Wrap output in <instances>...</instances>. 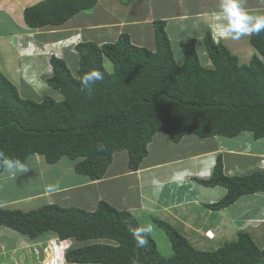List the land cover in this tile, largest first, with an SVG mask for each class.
<instances>
[{"label": "trees", "instance_id": "trees-1", "mask_svg": "<svg viewBox=\"0 0 264 264\" xmlns=\"http://www.w3.org/2000/svg\"><path fill=\"white\" fill-rule=\"evenodd\" d=\"M95 4L96 0H42L23 10V22L30 30L61 26ZM165 25L163 20L152 21L153 50L132 44L124 32L114 42H78L74 74L62 58L50 55L51 75L45 83L61 100L22 98L0 70V152L23 164L33 155L42 156L48 165L65 158L73 161L75 173L94 182L103 178L116 152H125L128 169L137 171L158 133L173 143L186 135L201 140L234 138L244 132L253 140L263 139L264 64L259 57L253 54L240 63L206 31L203 44L211 67L200 63L194 37L179 41L183 60L177 64ZM248 43L264 58V32L248 38ZM93 70L103 79L85 87L83 77ZM196 181L225 189L220 200L205 205L214 211L241 196L264 194V170L227 175L220 155L210 177ZM151 221L164 233L169 256L160 254L150 234L145 237L148 243L138 247L133 232L144 225L104 200L92 211L56 204L25 212L0 207V227L30 241L53 232L59 241L85 243L65 252L67 264H264V248L246 231H237L234 239L213 250H199L170 223Z\"/></svg>", "mask_w": 264, "mask_h": 264}, {"label": "crops", "instance_id": "crops-1", "mask_svg": "<svg viewBox=\"0 0 264 264\" xmlns=\"http://www.w3.org/2000/svg\"><path fill=\"white\" fill-rule=\"evenodd\" d=\"M40 1L42 0H0V11H5L7 14H9L11 22H14L13 25H21V27H19L20 32L14 30H9V33L7 32L11 38H13L12 36L16 35L14 39L16 42L17 51L15 50L14 53H19L18 56L16 55V60L17 58L20 59L19 56L25 55L26 60L29 62L34 60L32 65L38 61L35 57L36 54H33L37 49L36 43H38L35 41L33 34H35L34 32L38 30H45L49 32L50 36L45 38L41 37L42 39L40 38L41 40L39 43H41L44 47L49 44L59 45V43H62V46L60 45L61 49L57 50L62 54L64 59L66 58V53L73 54L75 56V53H73L74 45L78 42L91 41L97 43L98 45L106 42H114L119 33L123 32L130 36L132 44L153 50V20L165 21V30L170 40L174 59L177 64L182 63L183 60V54L179 48V41L195 37L196 41L198 40L196 43L197 47L199 45L198 42L201 40L203 41V36L206 31H209L212 39L215 42H221L226 47L228 45H233L236 47L237 45L239 46L238 43H240L243 44V49L248 48V50H251V47L249 49V47L243 43V40L245 41V39L248 42V38L238 41L223 38L218 39L215 25L219 22V18L215 15V13L219 9V0H214L215 6L210 0H133L131 4L127 3L128 5L122 4L119 1L116 2V0H111L105 5L107 11L105 12V18L102 17L101 21L97 20L96 17L94 20H91L93 16L85 15L84 12L88 11L86 10L78 13L76 16L61 26H45L43 28L30 30L23 22V10ZM243 6L251 14H264V0H243ZM97 7L98 3L96 1V4L92 9L97 10ZM183 22L188 25H184ZM16 27L18 28V26ZM200 27L201 30H199ZM189 29L193 31L199 30L200 32H198L197 37L194 35L191 36L188 33ZM88 31L91 32V34L87 38L86 32ZM1 37H4V35H0V38ZM20 37L23 38L24 41V44L20 46L22 48V52L19 51V45L17 44L19 43ZM12 43L14 45V42ZM242 46H240V48ZM176 52L177 54L175 56ZM255 54L260 56L257 52ZM206 60L207 61L203 64V66L211 67L210 61L208 59ZM15 70L16 67L14 62L13 72L16 75ZM165 136L169 142L170 140L167 135H165V133H158L154 136L152 142L149 143L147 148L149 153V148L152 143L156 146H161V157L147 162V154L146 158H144L137 171H130L128 169L127 154L125 153V167L122 171L115 168L116 162L112 159V162L102 179L91 182L86 177L82 176L81 179L78 178V181L80 180L79 182L71 186V182H74L73 180L76 179V177H69L64 182L65 184L60 185V188L58 187V184H56L54 185L55 188L52 187L48 193H52L54 190H67L70 193L73 191L76 194V191L80 190L82 193L80 199L82 200L77 202L71 200V204L69 205H74L72 204L73 202L78 203L74 206L92 211L99 200L106 201L104 198L103 189L99 187L98 190H94V187H98L100 185L104 186L110 182H114L116 184L122 183V185L119 187V190H117L118 197L114 200L117 202V205L113 203L116 205V207L114 206L116 209L119 207L120 210H125L136 218L137 216H140L139 219L137 218L139 222L144 216L148 217L149 219L157 218L170 223L185 237H187L186 235L190 233H195L197 238H201L207 243L213 242L210 241L207 236H205V234H207L205 229L208 227L210 229H214L219 225L222 227L224 221L228 222L227 225L231 224L235 225L236 227L238 224L236 222H240L241 219L249 216L247 215V210L249 211L250 207L253 205L252 203H249L244 206V208L237 209L234 207L235 205L232 204L223 210H210L206 208L205 205L215 203L220 200L225 194V189L219 186L204 187L198 184L196 180L207 179L210 177L217 155L222 157L223 171L225 174L230 176L245 174L240 166L241 164L237 162L236 157L228 161L231 164H227L228 155L232 157L233 155H238L240 152L239 150H243L244 148H246L245 157L243 159L244 170L249 169L250 172L254 170H264V160H261V158H264V138L260 140H253L252 136L248 134L247 137L242 139V146L240 147L237 146L235 141H232L234 143L229 142L228 139L230 138L223 137H212L200 140L192 135H186L178 143H173L170 141V144H173V146H181L182 148H186L182 152L179 147H177L175 151H172L171 147L168 148L169 145L168 142H165ZM209 140L212 142V146L205 144ZM186 143H190L194 145V147L192 149H187V147H185ZM231 147L234 148L235 151H229V148ZM119 153L120 152H116V154ZM32 157L33 156L30 158ZM40 157L43 159L42 156ZM36 160L39 163V157H37ZM239 161L242 162V160ZM58 162L52 165H44L39 163V165H31L32 167L26 164L25 167L28 166V169H33L30 172L29 177L32 178V180L33 178H36L41 184L42 181H44V178L42 177V179L39 177L38 169L40 170L42 176H47L48 174L49 177L52 176L53 180H57L58 178L63 179L64 176H62V172L59 174L58 171L54 170V175H51V172H49L50 170H48L52 167H56L57 165L59 166L60 163ZM69 163L70 164H61L64 166L63 171L65 173L68 172V175L70 176L71 172L74 171V163L73 161H69ZM36 166L37 168H34ZM13 174L14 178L12 179H15L16 175L18 174ZM21 175L23 178H25V174ZM8 177L9 176L2 178L0 176V188L2 190H7L5 183L12 176L7 179ZM39 193L41 192H37L34 195L38 196ZM59 193L60 192L57 194ZM247 196H252L251 198H253L254 201H258L257 204L259 207V214H256L255 216L260 217V214H264V200L259 202V198L262 197L261 194L257 193ZM23 198L24 197L18 199L13 198L6 200V202L0 201V207L7 205L10 208V206L13 204V201L15 202L13 205L26 202L27 198ZM30 200L32 201L33 198ZM54 200V203L48 204H56L62 207H68L63 206V203H60L62 200L65 201V198H61L60 195L58 196V199ZM262 207L263 209H260ZM233 208L234 212L231 210ZM159 212H163V218H159L157 215H154ZM215 213H218L219 215H216ZM197 218L201 219V221L199 223L193 222V220ZM255 219L256 217L251 221L253 224ZM263 221L261 222L263 223ZM180 225L182 227H186L183 228V232L177 227H181ZM197 225L200 226L198 227ZM251 225L252 223H250L248 228L243 230H252V233H254L253 231L257 229ZM238 231H242V229ZM253 236L251 235L252 238ZM50 238H52V236L47 237L48 240ZM37 240L38 238L36 240L30 241L27 237L21 234L19 235V233H15L9 228L0 227V256H6L7 262L14 264L13 261L16 259V252H22V250L26 248L29 249V247H32L36 244L35 241ZM253 241L260 249L264 248L263 243H259L254 238ZM15 264H18L16 260Z\"/></svg>", "mask_w": 264, "mask_h": 264}, {"label": "rangeland", "instance_id": "rangeland-1", "mask_svg": "<svg viewBox=\"0 0 264 264\" xmlns=\"http://www.w3.org/2000/svg\"><path fill=\"white\" fill-rule=\"evenodd\" d=\"M98 3V7L97 10H88L87 12H84L85 15H91L93 16L91 18V20H94V18L96 17L97 20H102V17L105 18V12L107 11V8H105L106 3L110 2L111 0H96ZM119 1L122 4H126L128 5L129 3L131 4V2H129L128 4L125 3L124 0H116V2ZM212 2V4L215 6L214 4V0H210ZM125 5V6H126ZM218 6V4H217ZM190 21V20H189ZM184 25L186 24L185 22H183ZM14 22H11L9 14H7L5 11H0V35L4 37L0 38V70L1 72L4 74V76L10 80L12 83H14V85L17 87V90L19 92V95L22 98H30L33 99L35 101H40L42 99L43 96H49L55 100H61V95L57 92L54 91L53 89H51L46 83H45V78L51 75V67L49 65L48 62V58L50 57V55H55L57 57H60L63 59L62 54L57 50V49H61L60 45L62 43H59V45H55V44H49L47 46H43L41 43H39V41L42 39L41 37L45 38L49 35V32L45 31V30H38L36 32H34L35 34V41L38 42L37 44V49L34 51L33 54H36L35 57L37 58V62H35L34 65H32L33 61H28L26 60L25 55L24 56H19L20 59L17 58L16 60V55L18 56L19 53L17 52L16 54L14 53V51H17V46H16V42L14 37L11 38L7 32L9 33V30H14V31H19V27H21V25H13ZM188 25V24H186ZM18 26V28L16 27ZM201 30V27L200 29ZM197 30H188V33L191 36H198V32L200 31ZM192 32V33H191ZM91 32H86V36L87 38L90 36ZM41 38V39H40ZM195 38V37H194ZM196 40V38H195ZM198 41V40H197ZM196 41V43H197ZM11 42V43H10ZM14 42V45L13 43ZM199 45L196 47V51L200 60V63L203 65L208 59L207 55H206V51H205V47L203 44V41H199L198 42ZM243 43L245 45H247L251 50L247 49H243V44H239V46L237 45L235 46H231L228 45L227 48L228 50L236 55L238 57V60L240 63H247L251 57V55L255 54L256 51L254 50V48H252L251 45H249V43L247 42V40L245 39V41L243 40ZM19 46V51L22 52V48L20 46H22L24 44L23 38L20 37L19 43H17ZM62 46V45H61ZM240 46H242L240 48ZM176 48V47H174ZM252 51V52H251ZM73 53H75V56L73 54H68L66 53V58H64L63 60L65 61L67 67L69 68V70L71 71V73H75L76 69H77V54L75 52V50L73 51ZM177 52L175 53L176 56ZM32 55V54H31ZM257 55V54H255ZM258 56V55H257ZM259 59L263 62L264 64V58L258 56ZM15 58V59H14ZM14 62H15V67H16V75L13 72L14 69ZM105 67L108 71H111V65L110 63L106 60L105 61ZM249 133L244 132L243 134L238 135L237 137L234 138H230L228 139L229 142L234 143L232 141H235L237 146L240 147L242 146L241 142L242 139L244 137H247ZM164 137V136H163ZM153 140V139H152ZM165 142H168L166 136H165ZM171 142H168L169 147L168 148H172V151H175L177 147H179V149L183 152L186 148H182L181 146H173V144H170ZM208 146H212V142L209 140L205 143ZM263 145V144H262ZM185 147L192 149L194 147V145L190 144V143H186ZM148 148V147H147ZM161 146H156L152 143V145L149 148V153H148V160H146L147 162L153 161L157 158L161 157L160 154V150H161ZM229 151H235L234 148H229ZM245 149L243 150H239V154L238 155H233L232 156H227V164H231L230 162H228L229 160H232L236 157L237 162H239L241 165L242 170L245 172V174L249 173L250 170L249 169H245L244 170V163H243V159L245 157ZM248 151V150H247ZM118 153V152H117ZM125 152H120L119 154L114 153L113 155V160L116 162V166L115 168L120 169V171L123 170V168L125 167ZM239 160H242V162H240ZM261 160H264V158H261ZM39 163H42L44 165H47L43 162V159L41 157H39ZM30 163V164H29ZM32 163V164H31ZM39 165V163L37 162L36 158H31L27 165ZM59 166L57 165L56 167H52L49 172H51V175H54V170L58 171L59 174L62 172V178H58L57 180H53L52 176L49 177V175L47 174V176H43L44 181H42V183L40 184L38 182V180L36 178H30V172L33 170H28L27 173H25V178L22 177V175H16L15 179H9V174L10 172H8V170H5L3 174H0V176L2 178H5L6 176H9L7 179H9L8 181H6L5 186H7V190H2L0 188V201H4L6 202V200H10V199H18V198H27L26 202H22L21 204H17V205H13L15 202L13 201L12 205L10 206V209H14V210H20V211H30V210H35L40 206H43L45 204L48 203H54V199H58V196L60 195L61 198H65V201H61L60 203H63V206H74L78 203H74L77 202L81 198V192L80 190L76 191V194L71 191L68 192L67 190L63 191V190H54L52 193H48V189H52V187L55 188L54 185L58 184V187L60 188V185L65 184L64 182L67 180V178L69 177H76V179H74V182H71V186L75 185V183L79 182L78 178L81 179L82 176L75 173L74 171L71 172V175H68V172L65 173L63 171L64 166L61 163H69V160L63 158L61 159ZM34 168H37L34 167ZM57 168V169H55ZM254 170V169H253ZM45 171V170H44ZM43 171V172H44ZM15 172H18L17 170ZM65 173V174H64ZM40 174V170L38 169V175ZM45 174V172H44ZM64 174V175H63ZM6 175V176H5ZM5 176V177H4ZM68 176V177H67ZM14 177V174H13ZM66 177V178H65ZM76 181V182H75ZM31 184V185H30ZM122 185V183H114V182H110L107 185H100L98 187H94V190H98L99 187H101L103 189L104 192V198L106 199V202L110 203L111 205L115 206L117 205V202H115V198L118 197L117 195V190H119V187ZM75 189V188H74ZM121 191V190H120ZM37 192H41L39 193L38 196H35L34 194ZM58 192H60L59 194H57ZM66 192V193H65ZM43 194V195H40ZM33 195V196H31ZM35 196V197H34ZM262 197H264V194H261ZM252 196H241L236 203H234V207H236L237 209H242L244 208V206H246L249 203H252V207H250L249 211L247 210V215H249L248 217H245L244 219H241L240 222H236L238 223L237 226L235 227V225H227L228 222L224 221L223 226L221 227L220 225L218 227H215L214 229H210L209 227L207 229H205L206 233L205 236H207V238L210 241L213 242H205L203 241L201 238H197V235L194 233H190L188 235H186L187 237H185L190 244L199 250H213L214 248L220 246L223 242L225 241H230L232 239L235 238V232L236 230H241L244 231L243 229H246L249 227L250 223H252L253 227H255L257 230L253 231L254 233H252V230H245L246 232H248L250 235H254L253 238L258 241L259 243H263L264 244V214H260L261 216H255L256 214L258 215V204H257V200L254 201L253 198H251ZM259 198L260 201H263L264 198ZM23 198V199H24ZM33 198V200L31 201L30 199ZM69 200V201H67ZM74 201L72 204L74 205H69L71 204L70 202ZM105 201V200H104ZM254 201V203H253ZM264 202V201H263ZM116 205H114V204ZM66 204V205H64ZM90 205V204H89ZM91 206V205H90ZM4 208H8L9 206L4 205L1 206ZM78 207V206H76ZM118 210H120L119 207H117ZM235 208V209H236ZM256 208V209H255ZM260 209H263L260 208ZM232 212H234V208L231 209ZM217 211V210H216ZM257 211V212H256ZM216 215H219L218 213H215ZM154 215H157L159 218H163L164 214L163 212H159L156 213ZM201 217V215H200ZM252 217V219H251ZM255 219V222L253 224V222H251L252 220ZM137 218L139 219L140 216H137ZM201 221V219L197 218L194 219L193 222H197L199 223ZM263 221V223L261 222ZM142 225H144V227H151L152 228V232L149 233L150 236L153 238V240L156 242L158 251L160 252L161 255L163 256H169L171 254V248L170 245L164 235V233L158 229L155 224L151 221V219H149L148 217L144 216L143 219L140 221ZM261 222V223H260ZM194 223V224H197ZM260 223V224H259ZM251 225V226H252ZM260 225V226H259ZM181 226V225H180ZM198 227L200 225H197ZM174 227V226H173ZM183 232V228L184 227H179ZM189 227V226H188ZM213 228V227H211ZM177 229V228H176ZM178 230V229H177ZM179 231V230H178ZM256 234V235H255ZM48 235L52 236V238H50L49 240L47 239V237H49ZM202 237V236H201ZM55 235L52 234L51 232H48V234H43L42 236H40V238H38L37 241H35V245L32 247H29V249H24L22 250V252H16V261L18 264H42L40 263L41 261L45 260V256L48 254V252L51 253V256L53 255H58L57 253V248L56 245L58 244L57 241H54ZM206 238V239H207ZM252 238V239H253ZM48 240V241H45ZM56 240V239H55ZM52 242V245H49L48 242ZM84 245L85 243H75L72 240H68L65 242V249L67 248H72V247H76V246H80V245ZM48 250V252H47ZM15 260L13 261L15 264ZM50 260V259H49ZM0 262L4 263V264H10L9 262H7L6 260V256H0ZM65 264V262L63 263Z\"/></svg>", "mask_w": 264, "mask_h": 264}, {"label": "clouds", "instance_id": "clouds-1", "mask_svg": "<svg viewBox=\"0 0 264 264\" xmlns=\"http://www.w3.org/2000/svg\"><path fill=\"white\" fill-rule=\"evenodd\" d=\"M215 15L219 18V22L215 25L218 39L238 41L264 32V14H251L243 6V0H219V9ZM101 79H103L102 73L93 70L85 74L82 84L90 87ZM0 165L10 173L16 170L26 171L22 162L6 157L3 152H0ZM151 232V227H140L133 232L138 247H143L148 243L145 237Z\"/></svg>", "mask_w": 264, "mask_h": 264}, {"label": "bare ground", "instance_id": "bare-ground-1", "mask_svg": "<svg viewBox=\"0 0 264 264\" xmlns=\"http://www.w3.org/2000/svg\"><path fill=\"white\" fill-rule=\"evenodd\" d=\"M217 137V136H216ZM37 157H40L39 155H33V157L32 158H37ZM31 158H29V159H27L26 160V163L24 164L25 166H26V164H27V162L30 160ZM45 162V161H44ZM46 163V162H45ZM30 164V163H29ZM32 164V163H31ZM34 164V163H33ZM47 164V163H46ZM215 164V163H214ZM31 166V165H30ZM32 167V166H31ZM213 167H214V165H213ZM26 168V171H20V170H17L18 172H14V173H20V175L21 174H25V173H27V171L28 170H30V169H28V166L27 167H25ZM6 169H4V171H5ZM32 170V169H31ZM213 170V169H212ZM9 172V171H8ZM4 173V172H3ZM3 173H1V174H3ZM19 175V174H18ZM6 176V175H5ZM4 176V177H5ZM9 176H12L11 177V179L12 178H14L13 177V173H10L9 174ZM7 177V176H6ZM39 177H43L42 175H41V172H40V174H39ZM43 179V178H42ZM41 180V179H40ZM31 185V184H30ZM48 191H50V189H48ZM10 209V208H9ZM12 231V230H11ZM16 233V232H15ZM52 234H54L53 232H51ZM44 234H48V232L47 233H44ZM20 235V234H19ZM55 235V234H54ZM48 236H50V235H48ZM56 239V240H55ZM54 241H57L58 242V244L56 245V248H57V253H58V255L56 256V255H53V256H51V253L50 252H48V250H47V252H48V254L45 256V260H43V261H41L40 263H42V264H49L50 263V261L51 260H53L54 261V263L53 264H63L64 262H65V260H64V255H65V252L69 249V248H67V249H65V247H64V245H65V242L66 241H68V240H65V241H59L58 239H57V237H56V235H55V238H54ZM49 243V245H52L53 243L50 241V242H48ZM50 259V260H49ZM0 264H4V263H2V262H0ZM65 264H67L66 262H65Z\"/></svg>", "mask_w": 264, "mask_h": 264}, {"label": "built area", "instance_id": "built-area-1", "mask_svg": "<svg viewBox=\"0 0 264 264\" xmlns=\"http://www.w3.org/2000/svg\"><path fill=\"white\" fill-rule=\"evenodd\" d=\"M53 263H54V261H53V260H51L49 264H53Z\"/></svg>", "mask_w": 264, "mask_h": 264}]
</instances>
